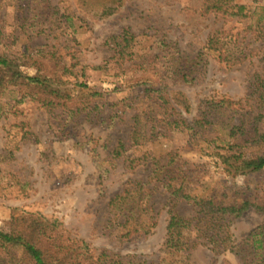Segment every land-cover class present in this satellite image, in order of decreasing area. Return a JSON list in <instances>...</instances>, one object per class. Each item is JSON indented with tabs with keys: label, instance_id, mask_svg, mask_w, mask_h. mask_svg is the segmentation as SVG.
Returning <instances> with one entry per match:
<instances>
[{
	"label": "rangeland",
	"instance_id": "1",
	"mask_svg": "<svg viewBox=\"0 0 264 264\" xmlns=\"http://www.w3.org/2000/svg\"><path fill=\"white\" fill-rule=\"evenodd\" d=\"M203 2L123 0L115 14L104 17L100 16L103 0H49V10L33 2L0 0L5 32L18 36L16 41L11 38L4 42L7 47L2 50L20 56L25 45L47 46L57 58H63L65 66H70L68 73L64 75L49 56L21 70L31 76L62 80L65 84L61 87L72 97L83 90L101 93L108 105L134 97L135 84H165L182 91L191 102V112L185 116L190 122L203 100L236 102L244 97L249 77L264 71V41L244 34L243 23L249 21L237 23L204 15ZM237 2L255 6L253 0ZM25 16L49 19L44 25L35 21L20 33L14 20ZM219 29L241 33L245 37L243 46L252 52V58L226 66L207 53V39ZM124 30L134 36L132 62L113 60L104 46L107 38ZM200 54L199 64L192 68L190 76L197 80L182 84L172 79L180 78L174 73L172 58L180 56L189 61ZM0 78V231L17 230L21 228L20 221L26 227L29 223L23 217H43L57 220L67 236L84 240L94 254L104 250L120 257L136 256L148 264L177 260L176 254L163 251L168 207L167 195L160 189L149 200L156 219L149 235L117 239L111 233L113 229H107L109 199L123 191L127 180H145L150 158L168 154L179 158L182 175L192 172L189 176L194 178L195 188L204 194L221 196L226 185L238 188L256 203L264 198V170L247 176H227L205 142L194 146L185 133L175 132L152 137L140 146L131 145L133 110L127 109L111 122L72 121L62 116L63 108L57 107L56 99L48 97L43 107L47 96L31 93L25 86L5 87L7 75L0 72ZM79 84L87 89H81ZM106 113L107 110L103 116ZM262 126L264 132V123ZM117 141L125 144L127 155L143 158L142 165L129 171L121 160H110L108 153ZM7 147L9 154L5 153ZM176 210L181 216L192 214L188 204H179ZM263 223L264 217L253 209L232 220L234 244ZM188 255L194 264H242L233 252L216 253L204 246L195 247Z\"/></svg>",
	"mask_w": 264,
	"mask_h": 264
},
{
	"label": "trees",
	"instance_id": "2",
	"mask_svg": "<svg viewBox=\"0 0 264 264\" xmlns=\"http://www.w3.org/2000/svg\"><path fill=\"white\" fill-rule=\"evenodd\" d=\"M18 2H33L49 10V0ZM103 2L100 16L105 17L115 14L123 0ZM261 3L262 0H253L255 6H248L237 0H204L201 12L204 15L219 16L226 21H249L243 23L244 34L262 42L264 5ZM5 19V14L0 16V72L8 77L5 87L25 86L31 93L47 96L42 102L43 107L46 106L48 97L56 99L57 107L63 108L62 116L72 121L111 122L131 109V145H143L152 137L165 133L182 132L194 146L205 142L215 153L214 156L227 176H247L264 170V132L263 126L261 127L264 123V71L254 72L249 77L242 99L236 102L203 100L196 116L189 122L185 116L191 112V102L182 91L169 89L165 84L148 81L135 84L137 92L134 97H125L108 105L101 93H86L83 90L77 97H72L61 87L65 84L62 80L28 75L25 70L47 56L64 75L70 71V66H65L63 58H57L55 52L47 46L25 45L20 56L3 52L2 48L7 47L4 42L11 38L16 41L18 37L12 32L6 34ZM47 19V16L38 19L25 16L16 18L14 26L18 27L20 33H24L27 25L30 27L35 21L44 25ZM133 40L134 36L124 30L119 35L107 38L104 46L110 51L113 60L132 62ZM14 41L11 44H15ZM244 42L245 37L241 33L233 34L219 29L209 36L204 48L219 62L232 66L252 58V52L247 51L246 45L243 46ZM200 57L201 54L189 61L180 56L172 58L174 73L180 76L172 79L182 84L197 80L190 76ZM21 68L25 69L24 72ZM2 80L0 78V84ZM79 87L87 89L84 84H79ZM70 102L74 103L67 105ZM105 110L107 113L103 116ZM5 153H10L8 147ZM4 156L6 158V154ZM108 157L113 162L121 160L129 171L141 166L144 160L127 155L126 146L121 141H117L111 148ZM178 162L179 158L175 159L171 154L157 159L150 158L146 179L127 180L123 191L109 199L107 229L112 228L111 233L117 239L149 235L156 226L155 213L149 200L152 193L160 189L167 195L168 207L163 251L168 255L176 254L177 257V260L170 258L165 264H194L189 261L188 252L198 246L209 247L216 253L233 252L242 264H264V223L251 230L239 244H234L230 229L231 221L248 209H253L264 217V198L256 203L239 192L238 188L226 185H223L224 192L221 196L204 194L203 190L195 188L194 178L189 176L192 172L182 175ZM179 204L190 205L192 214L179 215L176 210ZM33 217H23L29 223L26 227L24 221H20L21 228L9 232L0 231V264H148L136 256L120 257L104 250L94 254L84 240L67 236L57 220Z\"/></svg>",
	"mask_w": 264,
	"mask_h": 264
}]
</instances>
